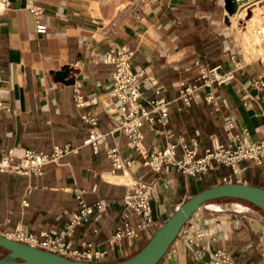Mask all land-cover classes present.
<instances>
[{
    "label": "crops",
    "instance_id": "1",
    "mask_svg": "<svg viewBox=\"0 0 264 264\" xmlns=\"http://www.w3.org/2000/svg\"><path fill=\"white\" fill-rule=\"evenodd\" d=\"M33 8L41 13L32 14ZM256 9H264V0L243 2L232 16L227 15L224 0H0V153L12 150L18 160L27 149L47 155L55 148L78 149L44 166L41 176L0 174L1 231L21 225L35 235L57 236L78 211L73 190L81 189L88 205L101 202L105 209L76 228L73 244L91 243L103 255L96 262H117L137 253L152 236L144 233L134 240L108 243L126 220L138 221L136 213L123 205L129 185L155 184V231L169 211L193 193L219 184H207L190 194L195 179L174 169L156 174L142 165L126 137L113 132L120 113L110 95L113 65L105 64L103 56L119 46L133 53L132 69L142 71L147 79L143 99L163 97L170 103L168 131L174 138H197L201 152L210 147L211 136L229 143L244 128L248 135L243 140L255 141L264 134V89L256 90L252 83L264 78V49L260 51L261 43L255 40L262 55L246 56L241 36L247 24L258 23L252 22ZM247 12L250 17L239 35L235 24H241ZM36 22L46 27L45 34L35 32ZM235 61L243 63V69L234 80L216 88L212 105L200 101L183 114L178 111V85L194 81L195 63L226 71L234 68ZM66 67L72 83L56 82L54 74ZM75 90L85 102L82 108L75 105ZM85 113L95 117L97 131L105 135L96 154L82 146L91 130L82 119ZM228 121L234 129L225 132ZM142 133L143 147L149 152L164 146L163 136L147 127ZM111 148H117L130 166L113 169L106 157ZM239 170L245 184L264 189V164L239 166ZM193 220L197 228L211 233L203 241L205 249L177 238L169 259L158 264H211L217 250L229 254L234 264H264V214L253 206L238 200L212 201L201 206Z\"/></svg>",
    "mask_w": 264,
    "mask_h": 264
},
{
    "label": "built area",
    "instance_id": "2",
    "mask_svg": "<svg viewBox=\"0 0 264 264\" xmlns=\"http://www.w3.org/2000/svg\"><path fill=\"white\" fill-rule=\"evenodd\" d=\"M30 12L39 15L41 9L33 8ZM46 30L44 25L36 22L35 32L37 34L43 35ZM253 36L264 45V18L255 27ZM132 56L133 53L126 46H119L105 53L103 62L113 65L110 95L118 104L120 113V122L113 128V132H120L126 137L127 145L140 158L144 167L156 174L167 173L170 169H174L177 174L183 177L197 178L207 175L215 167L221 166L228 168L231 173L220 179V183L245 184V181L240 179L239 166L244 163H250L255 167L263 166L264 134L255 141H245L242 138L248 135V130L245 128L240 133L233 135L229 143H222L217 136H211L210 147L203 149L202 152L197 138H187L184 135H178L174 138L168 131L170 103L163 97L147 101L143 99L142 87L146 84L147 79L142 71L132 69ZM195 65L198 67V72L194 81H182L178 85L177 101L181 104L178 108L179 112L193 104H198L200 101L206 105H212L215 101L216 88L234 80L235 73L244 67L240 61H235L234 68L226 71H222L219 66L208 67L199 63H195ZM252 87L259 91L264 89V78L257 77L252 83ZM155 92L159 94L161 88H156ZM75 105L77 108H82L85 105L78 90H75ZM82 119L91 126L89 135L82 142V146L90 147L92 152L96 154L99 151V141L104 140L105 135L97 131V121L92 114L85 113ZM144 127H147L154 135L164 137L165 143L162 148L149 152L143 147L142 129ZM233 129L234 123L232 121L226 122L224 131L229 132ZM178 148L180 149L179 155ZM77 152L78 149H69L67 146L64 149L55 148L50 155L27 149L16 160L13 151L8 150L0 153V174L26 177L41 176L44 166L56 162L67 154H76ZM106 157L111 161L113 169L130 166V161L121 159L117 148L107 149ZM154 187V183L143 181H135L129 185V191L123 197V205L126 209L136 213L141 218V223L135 226L131 219L126 220L111 235L108 241L109 245H115L123 240L137 239L144 233L153 235L155 226L152 211ZM73 193L79 209L71 216L57 236H52L47 232L35 235L27 232L25 227L21 225H16L11 231L2 232L1 223L0 235L68 259L96 262L95 260H99L103 255L94 251L91 243L82 241L78 246H74L72 239L76 228L88 224L92 215L96 211H103L105 205L101 202L88 205L84 199L85 191L81 189H74ZM22 204L26 206L25 201H22ZM210 234V231L197 228L192 216L180 231L178 238L182 237L187 245L203 250L205 249L203 241ZM171 252L170 247L163 258L169 259ZM211 264H234V261L226 252L217 250L212 254Z\"/></svg>",
    "mask_w": 264,
    "mask_h": 264
},
{
    "label": "water",
    "instance_id": "3",
    "mask_svg": "<svg viewBox=\"0 0 264 264\" xmlns=\"http://www.w3.org/2000/svg\"><path fill=\"white\" fill-rule=\"evenodd\" d=\"M236 2L237 0H224V9L228 16L235 12ZM68 75L69 69L66 67L54 74V80L71 84L72 80L68 79ZM218 200L243 201L264 214L263 188L242 183L218 184L197 192L180 204L153 233L147 244L134 256L125 260L111 263L72 260L0 235V249L7 253L0 259V264H158L175 243L182 228L199 208L208 202Z\"/></svg>",
    "mask_w": 264,
    "mask_h": 264
},
{
    "label": "rangeland",
    "instance_id": "4",
    "mask_svg": "<svg viewBox=\"0 0 264 264\" xmlns=\"http://www.w3.org/2000/svg\"><path fill=\"white\" fill-rule=\"evenodd\" d=\"M257 6H261V5L259 4ZM263 11H264V9H262V10L256 9V12L255 13L253 12V17L254 18H253V21L252 22L258 21V23L256 25L252 26V27H251V23L250 24H247V30H246L245 34L243 36H241L244 39V52H245L246 56L254 57L255 55H257V53L258 54L260 53V52H257V48H256L257 45L255 43L256 42L255 41L256 39L253 36V31H254L255 27L261 21V20H257L256 19V16L263 14ZM247 13H248V16L246 15V18L244 17L243 20H242V17L240 18V22H242L241 24H239V23L238 24L237 23L235 24L236 31H237V33L239 35H241V32H244L243 23H245L246 20H248V18L250 17V12H247ZM259 46H260V51L264 49V46L262 44L259 45ZM259 55H262V54H259ZM179 150L180 149L178 148V155H179V152H180ZM247 165H250V163L241 164L240 167H246ZM230 173L231 172H230V170L228 168H223L221 166H218V167H215V169H214L213 172H209L207 175L200 176V177H197V178H193V179L196 180V183H195L194 191L190 192V194H192L196 190L197 191H200L207 184H212V183L220 182V179L219 178H221L222 175H225V174L227 175V174H230ZM213 176H218L219 178L216 179ZM219 184H222V183H219ZM174 211H175V209H174ZM174 211L173 210L169 211V213L167 214V216L164 218V221H160V223L158 225H156L155 228H157L160 224H162L163 222H165ZM137 217H138V221L136 223H134L135 226H138L141 223V218L138 215H137ZM6 254L7 253L5 251H3V250L0 249V259L3 258V257H5Z\"/></svg>",
    "mask_w": 264,
    "mask_h": 264
},
{
    "label": "trees",
    "instance_id": "5",
    "mask_svg": "<svg viewBox=\"0 0 264 264\" xmlns=\"http://www.w3.org/2000/svg\"><path fill=\"white\" fill-rule=\"evenodd\" d=\"M192 107H193V105L189 106L185 111H184V109H182V110L180 111V113L183 114V113H185L186 111L191 110ZM194 194H196V193H193L191 196H193ZM191 196H190V197H191ZM245 203H246V202H245ZM247 204H248V203H247ZM249 205H250V204H249ZM251 206H252V205H251ZM253 207H254V206H253ZM254 208H255V207H254ZM256 209H257V208H256ZM257 210H259V209H257ZM259 211H260V210H259ZM260 212H261V211H260ZM261 213H262V212H261ZM163 223H164V222H163ZM163 223H162V224H163ZM162 224H160V225L158 226V228H159ZM158 228H157V229H158ZM147 242H148V240L145 242V244L143 245V247L147 244ZM143 247H142V248H143ZM142 248H141V249H142ZM139 251H140V250H139ZM135 254H136V253H135ZM135 254H133L132 256H134ZM132 256H130V257H132ZM130 257H129V258H130Z\"/></svg>",
    "mask_w": 264,
    "mask_h": 264
},
{
    "label": "bare ground",
    "instance_id": "6",
    "mask_svg": "<svg viewBox=\"0 0 264 264\" xmlns=\"http://www.w3.org/2000/svg\"><path fill=\"white\" fill-rule=\"evenodd\" d=\"M246 1H248V0H237V2H236V10H235V12H234L233 14H231V15H229V16L234 15V14L237 12V8H238V6H239L240 4H242L243 2H246ZM263 46H264V45H263Z\"/></svg>",
    "mask_w": 264,
    "mask_h": 264
}]
</instances>
